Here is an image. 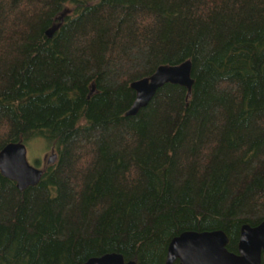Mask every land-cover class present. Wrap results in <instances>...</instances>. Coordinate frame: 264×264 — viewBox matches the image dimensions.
<instances>
[{
  "label": "trees",
  "instance_id": "16d2710c",
  "mask_svg": "<svg viewBox=\"0 0 264 264\" xmlns=\"http://www.w3.org/2000/svg\"><path fill=\"white\" fill-rule=\"evenodd\" d=\"M187 60L189 98L125 116ZM35 141L56 161L23 191L0 172V264H165L188 231L238 254L264 221V0H0V150Z\"/></svg>",
  "mask_w": 264,
  "mask_h": 264
},
{
  "label": "water",
  "instance_id": "95a60500",
  "mask_svg": "<svg viewBox=\"0 0 264 264\" xmlns=\"http://www.w3.org/2000/svg\"><path fill=\"white\" fill-rule=\"evenodd\" d=\"M56 28L46 31L51 37ZM192 62L187 60L178 65H161L148 77L130 84L135 99L125 116H135L153 99L156 92L167 84L185 88L190 97L193 79ZM46 158V157H45ZM56 155L47 160L53 164ZM0 172L3 177L16 183L19 191L33 187L40 181L43 170L27 161V148L23 143H9L0 150ZM228 236L220 230L212 232H183L174 237L167 248L165 264H262L264 252V221L255 227L243 225L238 240V254L226 249ZM85 264H136L125 262L117 253L104 254L89 259Z\"/></svg>",
  "mask_w": 264,
  "mask_h": 264
},
{
  "label": "rangeland",
  "instance_id": "374dc122",
  "mask_svg": "<svg viewBox=\"0 0 264 264\" xmlns=\"http://www.w3.org/2000/svg\"><path fill=\"white\" fill-rule=\"evenodd\" d=\"M26 148H27V161L29 162L30 165L42 169L49 165H53L55 163V162L53 164L47 163V160L51 156V147H49L46 143L41 141H35L32 142L30 145H28V147L26 146ZM84 163L82 162L83 165Z\"/></svg>",
  "mask_w": 264,
  "mask_h": 264
}]
</instances>
